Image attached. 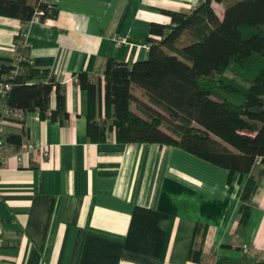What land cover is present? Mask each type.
<instances>
[{"label":"crops","instance_id":"obj_1","mask_svg":"<svg viewBox=\"0 0 264 264\" xmlns=\"http://www.w3.org/2000/svg\"><path fill=\"white\" fill-rule=\"evenodd\" d=\"M52 1L57 14L41 24L0 16V56L14 57L16 36L27 30V55L61 82L70 114L65 125L35 111L24 114L22 125L12 120L6 126L7 132L24 133L22 142L49 146L51 154L29 153L20 161L17 145L6 143L1 150L0 264L264 260V175L248 224L241 227L239 174L230 179L227 169L176 146L96 143L87 131L89 95L78 74L87 72L98 83L109 59H146L152 23L171 25L165 11L191 13L203 0ZM213 6L222 17L225 6ZM51 103L56 104L55 92ZM197 224L202 257L193 262Z\"/></svg>","mask_w":264,"mask_h":264},{"label":"trees","instance_id":"obj_2","mask_svg":"<svg viewBox=\"0 0 264 264\" xmlns=\"http://www.w3.org/2000/svg\"><path fill=\"white\" fill-rule=\"evenodd\" d=\"M213 2L225 5L222 17ZM38 10L43 20L57 14L55 4L41 0H0V16L23 23ZM165 12L172 23H152L146 59L111 58L98 83L87 72L78 74L89 95V138L176 146L227 169L230 179L239 174L244 185L238 223L245 227L264 175V0H203L191 13ZM21 36L15 44L24 59L14 65V58L0 56V81L10 83L6 107L38 111L65 125L70 114L63 85L31 62ZM103 105L101 119L97 111L101 114ZM2 119L6 126L24 121L0 110ZM23 134L6 128L5 142L20 147ZM200 231L197 224L189 254L193 262L202 257L196 246Z\"/></svg>","mask_w":264,"mask_h":264},{"label":"built area","instance_id":"obj_3","mask_svg":"<svg viewBox=\"0 0 264 264\" xmlns=\"http://www.w3.org/2000/svg\"><path fill=\"white\" fill-rule=\"evenodd\" d=\"M41 1L47 4H54L52 0H41ZM42 14H43V11H39V10L36 11L34 15L32 16V18L30 19V21L28 22V24L33 25V24H41L42 22H44L45 20L42 19ZM20 33H22L21 42L24 45H27L28 44V41H27L28 31L24 30V31H21ZM117 43L120 44L121 39H119ZM15 48L18 51V53L12 58L15 59L14 65H17L18 62L24 58L21 56L18 50V45H16ZM9 89H10V83L0 81V99L6 98ZM4 113L8 116L14 117L15 119H22L24 118V114H25L20 109H9L7 107L4 109ZM5 133H6V119H2L0 120V163L3 162L4 160L1 155V150L6 145ZM35 152H39L44 157H48L51 154V150L49 146L47 145H40L32 141H24L22 142L20 146V153L18 154V159L21 161L25 154L35 153Z\"/></svg>","mask_w":264,"mask_h":264},{"label":"rangeland","instance_id":"obj_4","mask_svg":"<svg viewBox=\"0 0 264 264\" xmlns=\"http://www.w3.org/2000/svg\"><path fill=\"white\" fill-rule=\"evenodd\" d=\"M221 5H224V4L221 3ZM224 6H225V5H224Z\"/></svg>","mask_w":264,"mask_h":264}]
</instances>
